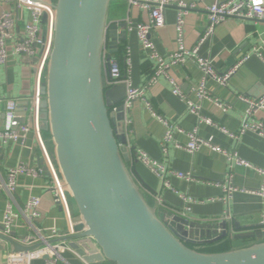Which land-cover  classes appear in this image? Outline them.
<instances>
[{"label":"crops","instance_id":"0c3cea01","mask_svg":"<svg viewBox=\"0 0 264 264\" xmlns=\"http://www.w3.org/2000/svg\"><path fill=\"white\" fill-rule=\"evenodd\" d=\"M18 0H0V14L12 11L18 19L16 35L23 31L29 14L17 9ZM188 0V3H191ZM197 7L190 11L185 18V46L193 48L207 26V7L211 0H196ZM149 11L141 6L131 5L129 1H115L111 5L109 23H127L128 27L136 28L140 23L149 20ZM178 11L174 7L165 10V27L152 30L151 38L158 53L168 57L177 51L175 26ZM127 30L126 40L118 43V55L116 58L123 69L125 67L126 51L130 52V77L134 87L145 89V98L151 104L153 112L172 125L181 127L185 133L177 134L175 139L182 145L189 142L188 134L197 129L198 135L212 144L236 151L238 156L249 165L256 168H264V138L252 132H247L234 140L217 128L199 124L197 116L188 110L186 101H192L201 106L202 115L209 117L214 123L225 127L232 133H238L246 115L247 105L238 99L242 95L251 99L264 96V62L257 56H264V21H251L238 18L227 19L215 31L213 37L200 49V55L211 59L215 68L225 73L235 65L241 67L231 77L228 87H222L215 81L208 79L206 89L212 99H218L229 105L224 112L209 99L199 100L196 88L202 83L204 74L193 63L177 65L170 71L171 77L181 88L185 100L177 97L168 80L160 77L155 85L148 86V81L153 74L156 61L150 58L149 51L142 49L137 31ZM121 32V30H119ZM116 53H110L116 54ZM32 62L24 58L10 56L7 65H0V133L5 130L6 103L18 101L21 106L28 104V111L22 122L33 126V115L29 112L31 107L29 100L34 89L35 74ZM107 71L105 70V76ZM131 123L127 128V137L132 159L129 165L135 175L137 183L144 191L147 199L155 205V195L163 198L165 207L159 208L160 217L167 218L177 215L175 211L183 209L187 199L195 200L190 205V211L184 219L194 224L205 226L192 234V238L198 243L213 240L222 235L223 229L218 224L222 220L227 209L222 203L223 191L220 186L228 169L226 157L216 153L207 147H202L194 154L173 145L168 146L166 154L162 151V141L167 128L155 117L145 104L139 100L135 103L131 114ZM257 120L264 123V110L259 112ZM48 144L53 143L51 139ZM144 151L151 159L163 164L166 168L184 174H191L194 181L180 179L174 175L168 176L173 190L163 187L158 176L145 164L137 161L136 151ZM41 150L36 134L31 131L24 140L19 142L5 141L0 136V177L5 179L8 170L25 164L32 168L41 167ZM234 182L240 188L250 191H258L262 184V176L249 167H236L234 169ZM215 183V184H214ZM48 177H29L26 175L17 178V191L15 194L14 208L17 210L32 197L41 198V217L35 222V226L46 235L57 231L61 235L69 233V222L62 206L57 202L55 194L49 187ZM10 202L7 194L0 190V228L3 227L4 213ZM73 220L77 217V210L71 203ZM231 223H228V236L213 245L197 244L195 249L205 253L226 252L231 249L247 247L255 243L254 240L235 241V235L251 232L245 227L264 224V201L257 194L236 193L231 200ZM213 221L214 223H210ZM171 222V221H169ZM212 225L216 226L215 230ZM231 229V232H230ZM263 230V229H262ZM16 238L29 234L35 236L34 231L19 227L14 229ZM231 235L233 237L231 238ZM210 249L211 252L205 251ZM226 249V250H224ZM11 247L0 239V264H6L7 255ZM63 264H82L81 260L72 253L64 254ZM32 264H43L42 260H35ZM107 264V263H106Z\"/></svg>","mask_w":264,"mask_h":264},{"label":"water","instance_id":"95a60500","mask_svg":"<svg viewBox=\"0 0 264 264\" xmlns=\"http://www.w3.org/2000/svg\"><path fill=\"white\" fill-rule=\"evenodd\" d=\"M115 1L129 0H55L51 4L53 46L40 91L39 127L51 136L58 169L78 214L74 234L62 241L89 264H264V224L245 227L253 230L249 233L231 235L235 241L252 239V245L201 252L194 246L225 239L228 223L220 225L221 236L198 243L192 234L205 226L178 215L169 217V223L137 183L129 167L132 154L121 106L126 87L104 85L103 50L108 46L110 53H116L118 43L127 37V23H109ZM27 105L20 108L22 122ZM3 232L1 227L0 239L13 253L43 246H26L21 243L23 237Z\"/></svg>","mask_w":264,"mask_h":264},{"label":"built area","instance_id":"2783aa9c","mask_svg":"<svg viewBox=\"0 0 264 264\" xmlns=\"http://www.w3.org/2000/svg\"><path fill=\"white\" fill-rule=\"evenodd\" d=\"M54 1L55 0H18L17 9H22L29 14L28 21L25 23L23 31L18 35L15 33L18 26L16 14L12 11H6L0 14V65H7L10 56H16L22 59L28 58L29 62L35 60V62L31 63L35 74V81L32 97L29 100L31 105L29 112L33 115V126L30 127L20 122L19 112L21 105L18 101L10 100L6 103L5 130L0 133V136L5 141L19 142L24 140L31 131H34L41 150V159L44 163L43 166L38 168H32L25 164H20L19 166L8 170L5 179L0 177V190L5 192L10 199L4 213V221L2 225L4 229L3 234L9 236L14 232L15 228L23 227L30 231H34L35 236L29 234L28 236L23 237L21 243L26 246H32L39 243L43 244L39 249L30 252H10L7 255L6 264H32L35 260H42L43 264H63L65 263L64 254L67 252L78 257L82 264H89L70 247L68 242L62 241L65 237L74 234V220L70 209L71 201L56 160L49 150L39 127V105L41 102L40 91L43 84L46 82V69L53 46L55 12L51 7V4ZM191 1V3H188V0H129L131 5L141 6L149 11L150 18L146 23L138 24L136 28H133L132 26L128 28L137 31L142 49L149 51L150 58L156 61L153 74L147 84L148 86L155 85L160 77H164L171 84L174 95L185 100L180 86H178L175 80L171 77L170 71L177 65L193 63L204 74L202 83L196 88L198 99H209L217 107L224 112H227L229 108L228 104L210 97V94L206 89V81L210 79L222 87H228L231 77L241 67V64L235 65L225 73H221L215 68L211 59L204 58L200 55V49L213 37L216 29L227 19L238 18L251 21H264V0H211L210 5L206 9L208 21L207 26L196 45L193 48H187L185 46V18L190 11L195 10L197 7L196 0ZM169 7H174L178 11L177 23L175 26L178 49L175 53L170 54L168 57H164L156 50L151 38V32L152 30H159L165 27V10ZM44 17H46V21H44ZM129 56L130 52L127 50L125 55L126 69H123L120 62L110 55V49L108 46H105L103 50V66L104 70L107 71L104 78L105 87L108 89L117 85H125L126 87V98L121 104L125 115V128L131 123L130 114L135 103L139 100H143L145 101L146 107L152 111L153 115L167 128L165 137L162 141V151L164 154L167 153L168 146L173 145L175 148L182 149L190 154L196 153L202 147H207L226 157L228 169L224 176V180L221 183H214L216 186L222 188L223 196L221 201L227 207L223 219L218 221V224L231 223L232 214L230 203L236 193L257 194L262 197L264 201V168L260 169L253 167L241 159L236 151H229L203 139L198 135L197 129L191 133H186L189 137V142L186 145H182L176 141V135L180 133L183 134L185 131L181 127L172 125L162 117L157 116L153 112L151 104L145 98V89L133 86L130 77L131 64ZM257 56L264 62L263 54L257 53ZM238 99L247 105L246 115L238 133H232L225 127H221L214 123L209 117L202 115L200 105L189 100H187L186 103L189 112L197 116L198 125L204 123L213 126L236 141L247 132L255 133L264 138V123L257 120L258 113L264 110V96L258 99H251L239 95ZM117 109L118 107H115L113 111L115 112ZM136 158L137 161L145 164L158 176L163 187L166 189L173 190L168 180V176L170 175H174L187 181H194L191 174L174 172L166 168L163 164L151 159L144 151L137 150ZM43 167H45L47 171H45ZM236 167H249L260 174L262 176L260 189L258 191H250L237 186L234 182V169ZM22 175L34 178L45 176L49 178L50 190L54 192L55 198L62 206L69 222V233L67 235H61L57 231H52L50 235H46L35 226V222L41 217L40 197H32L17 210L14 208L15 194L17 191V178ZM154 199L157 210L161 207H165L164 200L161 196L155 195ZM193 202H195V200L187 199V205L180 211H175V213L178 216L185 218L190 211V205ZM210 223L214 222L210 221ZM51 241L57 242L54 243Z\"/></svg>","mask_w":264,"mask_h":264},{"label":"trees","instance_id":"16d2710c","mask_svg":"<svg viewBox=\"0 0 264 264\" xmlns=\"http://www.w3.org/2000/svg\"><path fill=\"white\" fill-rule=\"evenodd\" d=\"M116 55H118V53H116V54H111V56H116ZM42 135H43V138H44V140L46 141V144H47V146H48V148H49V150L51 151V144L49 143L48 144V142H47V140H49V139H51V136H50V134L49 133H42ZM52 153V152H51ZM53 155V154H52ZM53 157H54V155H53ZM55 158V157H54ZM148 201L151 203V205H153V203H152V201L150 200V199H148ZM219 243V242H218ZM216 244V243H215ZM211 245H213V244H211ZM195 247V246H194ZM224 250H226V249H224ZM106 264V263H105ZM108 264V263H107Z\"/></svg>","mask_w":264,"mask_h":264},{"label":"rangeland","instance_id":"374dc122","mask_svg":"<svg viewBox=\"0 0 264 264\" xmlns=\"http://www.w3.org/2000/svg\"><path fill=\"white\" fill-rule=\"evenodd\" d=\"M51 152H52V154L55 156V152H54V146L51 148ZM202 245H204V244H202ZM195 247H198V246H195ZM205 251H209V252H211V250L210 249H207V250H205Z\"/></svg>","mask_w":264,"mask_h":264}]
</instances>
